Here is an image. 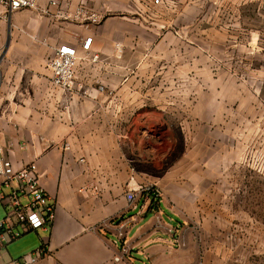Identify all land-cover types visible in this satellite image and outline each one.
Segmentation results:
<instances>
[{
    "label": "rangeland",
    "instance_id": "obj_1",
    "mask_svg": "<svg viewBox=\"0 0 264 264\" xmlns=\"http://www.w3.org/2000/svg\"><path fill=\"white\" fill-rule=\"evenodd\" d=\"M89 6L101 25H115L111 34L128 37L113 41L123 52L112 65L128 73L109 78L128 90L88 112L129 133L122 140L130 152L145 151V171L162 194L155 226L176 234L159 264H264V0Z\"/></svg>",
    "mask_w": 264,
    "mask_h": 264
},
{
    "label": "crops",
    "instance_id": "obj_2",
    "mask_svg": "<svg viewBox=\"0 0 264 264\" xmlns=\"http://www.w3.org/2000/svg\"><path fill=\"white\" fill-rule=\"evenodd\" d=\"M72 1L77 5L84 0ZM47 2L41 0L40 6ZM113 26L86 29L38 10L0 18V148L16 169L35 163L41 186L56 203L52 227H19L22 236L2 250L0 264H14L42 247L48 255L36 264H159L160 254L176 243L175 233L171 239L168 228L155 226L153 199L140 194L132 204L127 199L129 191L156 184L145 171L144 149L137 146L130 152L122 140L129 133L113 131L108 125L113 118L88 112L112 107L130 86L109 80L128 73V68L112 66L119 65L113 41L128 38L111 34ZM74 28H80L75 38ZM87 38H93L92 50L81 52L77 73L89 94L80 104L76 97L67 101L53 86L47 65L56 47ZM66 103L71 107L68 117ZM0 206L3 221L6 209Z\"/></svg>",
    "mask_w": 264,
    "mask_h": 264
},
{
    "label": "built area",
    "instance_id": "obj_3",
    "mask_svg": "<svg viewBox=\"0 0 264 264\" xmlns=\"http://www.w3.org/2000/svg\"><path fill=\"white\" fill-rule=\"evenodd\" d=\"M41 0H0V18L25 10H38L42 16L51 17L57 21L79 22L82 27L99 26L102 22L100 13L91 9L89 2L100 0H84L75 5L72 0H48L46 6H40ZM152 6H161L164 0H150ZM93 38L80 39L79 44L64 43L56 47L53 56L48 61L52 84L61 90L70 99L77 96L86 97L89 92L79 81L77 67L81 52L90 54ZM117 52H123L122 46H116ZM97 61L98 57L92 58ZM101 92L105 87L100 86ZM69 149V145H65ZM0 204L5 206L6 216L0 222V253L8 244L19 239L25 230L50 229L56 215V203L40 184L37 166L29 164L16 169L13 164L4 159L0 148ZM9 190L8 193H5ZM138 194L153 199V203L160 202L162 196L160 189L154 183L147 184L136 191H129L127 199L132 204ZM153 205V204H152ZM48 255L46 248L42 247L31 255H26L14 264H36ZM117 261L120 259L117 258Z\"/></svg>",
    "mask_w": 264,
    "mask_h": 264
},
{
    "label": "trees",
    "instance_id": "obj_4",
    "mask_svg": "<svg viewBox=\"0 0 264 264\" xmlns=\"http://www.w3.org/2000/svg\"><path fill=\"white\" fill-rule=\"evenodd\" d=\"M154 203H155V202H154ZM154 203H153V205H152V206H153V207H152L153 210H158V207H159V205H160V202H158V203H156V204H154Z\"/></svg>",
    "mask_w": 264,
    "mask_h": 264
},
{
    "label": "water",
    "instance_id": "obj_5",
    "mask_svg": "<svg viewBox=\"0 0 264 264\" xmlns=\"http://www.w3.org/2000/svg\"><path fill=\"white\" fill-rule=\"evenodd\" d=\"M8 47H9V41L6 44V47H5L4 51H7Z\"/></svg>",
    "mask_w": 264,
    "mask_h": 264
}]
</instances>
